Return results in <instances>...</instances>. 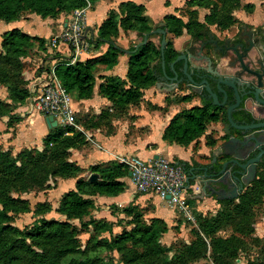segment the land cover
Listing matches in <instances>:
<instances>
[{"label":"trees","instance_id":"1","mask_svg":"<svg viewBox=\"0 0 264 264\" xmlns=\"http://www.w3.org/2000/svg\"><path fill=\"white\" fill-rule=\"evenodd\" d=\"M98 1L0 0V19L13 21L26 13H36L43 18H58L64 13L69 17L74 9L88 3L92 7ZM219 1L185 0L178 7L180 14L166 13L163 22L157 26L146 13L144 3L122 0L116 8H111L92 39L94 50L106 43L107 49L74 63L65 58L55 68L73 100L92 97L100 77L98 93L111 102L96 114L76 112V122L86 129L108 125L112 130V120L127 114L131 105L141 101L144 90L164 75L161 42L152 39L156 32L151 30L166 28L177 37L184 32L198 34L215 22L223 26L217 18ZM221 1L224 4L231 2ZM184 5L188 8L186 19L182 13ZM199 7L209 8L203 19L196 14ZM224 23H227L226 18ZM121 30L136 31L140 40L149 33L148 39L138 48L136 43L128 47V68L124 77L103 74L102 71L116 65L120 54L125 52L116 40ZM159 35L162 39V33ZM47 40L17 26L1 33L0 83L6 86L8 94L6 98L0 97V118L7 117L8 126L22 119L16 109L31 94L28 81L22 74L25 65L22 58L35 50H47ZM173 40L169 37L164 47L165 69L169 74H173L172 62L176 69L182 66V61H175L180 51ZM195 95L196 92L168 94L164 107L150 105L152 108H167L173 102L187 101ZM234 118L240 120L239 112H234ZM218 120L229 124L227 107L215 104L203 95L201 105L184 107L171 117L162 137L169 143L187 145L198 139L211 121ZM218 139L207 134L206 143L215 145ZM42 142V148L25 146L14 151L15 154L0 146V264H116L115 252L118 253L117 261L123 264H236L247 246L246 236H251L257 244L261 242L253 234L254 206L264 188V163L259 165L257 177L238 197L218 200L220 206L216 212L194 210L198 228L190 230L189 241L165 244L162 237L170 229L167 221L160 216L146 217L144 208L137 203L122 206L111 203L109 208L111 214L118 216L116 220L94 214L99 208L95 196L118 195L128 187L124 177L129 171L123 163L111 160L85 167L72 160L71 149L88 142L85 132L74 126L58 123L43 136ZM178 161L186 171L189 169L187 161ZM86 170L89 175L98 174V178L89 180V175L83 174ZM59 177L75 178V186L63 192L55 208L48 200L37 202L33 209L36 218L31 225H16V214L31 211L29 199L19 192L54 188ZM188 202L191 203L190 197ZM53 209L64 218L47 217L46 213ZM115 226H121L120 231H115ZM81 232L89 234L84 243ZM248 264H264V260L256 258Z\"/></svg>","mask_w":264,"mask_h":264},{"label":"crops","instance_id":"2","mask_svg":"<svg viewBox=\"0 0 264 264\" xmlns=\"http://www.w3.org/2000/svg\"><path fill=\"white\" fill-rule=\"evenodd\" d=\"M122 0H100L92 7H90L86 12V23L87 27L93 30V34L97 33V28L103 21V19L107 16L108 11L111 8H116L119 2ZM140 3H144L142 0H135ZM146 5V3H144ZM146 6V13H147ZM166 13H177L176 5L172 7L171 10H167ZM149 15V14H148ZM163 15V17H164ZM159 16V15H158ZM157 16V17H158ZM156 17V18H157ZM68 18L67 15L62 13L58 18L46 17L43 18L39 14L36 13H26L22 15L18 20L14 22V24L18 25L22 30L33 34L40 35L46 38L54 34L61 33L65 21ZM155 18V19H156ZM201 19V18H200ZM43 24H51L48 27V33H37L36 25H39L42 28ZM94 24V25H93ZM47 27V25H46ZM47 34V35H46ZM181 36V35H180ZM134 37H137L136 31H128L125 32L123 30L120 31L118 36V44L121 45L124 49H128V46L133 40ZM1 40V36H0ZM182 40V42L180 41ZM183 43V38L179 40L174 39L175 47L180 51ZM108 44H103L96 50H92L91 55L99 54L107 49ZM95 51V53H94ZM50 52V51H49ZM86 57L90 56L85 54ZM128 52H124L120 54L118 63L113 67L103 70V74H118L124 77L127 73L128 68ZM30 60V58H29ZM46 62L49 64L53 63V55L49 54L46 57ZM48 64V65H49ZM37 67L25 70L27 72V78L31 79L38 74ZM96 83L94 87V93L90 98H84L80 100H74L73 105L77 112L81 113H99L102 107L110 106L111 102L104 96L98 93V86L100 81ZM156 86V83L154 84ZM144 97L152 100L154 104H158L161 107L166 105L165 97L169 92H157V89L149 88L145 89ZM189 92H173L171 95H182ZM8 94V92H7ZM160 98L158 102H155L154 98ZM202 101H197V92L196 95L193 96L190 100L187 101H177L168 105L167 108H152V110L145 108L147 119L142 124L149 125L148 129L145 128L143 132H140V135H135L129 132L128 122L126 120L121 119V117L114 118L112 120L113 129L109 130L108 125H101L99 127H91L85 128L82 124H80L83 128L82 131L87 135L88 142L79 148L71 149V159L77 161L82 166H88L89 164L96 162H104L115 160L118 162L119 156L123 154H139L144 158L151 157H160L169 160L178 161L179 159L187 161L190 164L189 169L194 170V165H196V170H203L202 166L209 164L214 155L218 152L217 147L223 142L224 130L227 128L226 123L221 120L216 121V123L210 122L206 131L196 140L192 141L187 145H182L179 143H168L162 138V133L164 128L168 124L171 117L180 109L184 107H190L193 105H201ZM21 108L20 106L16 109ZM46 115L42 113H37L35 115L32 125L38 128H30L29 131L26 130L22 133L19 132L17 128V137H15L13 142L20 143L25 140H33L36 136L43 138V136L49 131L50 127L48 126L46 120ZM21 122V121H20ZM16 123L19 126L21 123ZM37 125V126H36ZM3 126V128H2ZM17 126H8L7 125V117L0 118V137H8L11 133H13L14 129ZM16 130V131H17ZM141 130V129H140ZM158 134L160 136L159 139H153L150 137V134ZM207 134H212L214 137L219 138L215 145H209L206 143ZM90 141V142H89ZM40 147V144H37ZM18 147V146H16ZM63 179L68 178H60L59 183ZM126 182L128 183V187L125 191L121 192L118 195H97L95 196L97 203H117L119 205H125L129 202L137 203L140 207L144 208L146 217L160 216L164 218L170 229L166 232L163 238L173 237L175 233H179V235H183L187 233L184 220L181 219L180 214L176 210V208L170 204L166 199H163L159 195L155 193H145L137 190L135 184L133 183L130 174L124 177ZM74 186H75V178H74ZM73 186V187H74ZM55 188V187H54ZM72 188V187H70ZM68 188V189H70ZM67 189V190H68ZM189 196L194 201L195 209L198 211H202L206 213L208 211L216 212L219 208V199H205L203 198L205 191L201 189L200 186L196 184H190L189 188ZM63 194V193H62ZM61 194V195H62ZM61 197V196H60ZM60 199V198H59ZM59 203V201H58ZM55 205V207L58 205ZM54 207V208H55ZM109 208V206H108ZM50 212L58 213V216H48V217H56V218H64L62 214L55 211L53 209ZM49 213V212H48ZM47 214V213H46ZM47 216V215H46ZM180 222V223H179ZM178 226L175 228L174 226ZM181 229L182 231H178ZM177 231V232H176Z\"/></svg>","mask_w":264,"mask_h":264},{"label":"water","instance_id":"3","mask_svg":"<svg viewBox=\"0 0 264 264\" xmlns=\"http://www.w3.org/2000/svg\"><path fill=\"white\" fill-rule=\"evenodd\" d=\"M151 32L162 33L164 75H160L162 78L158 77L156 81L157 92H197V101L203 102L201 88L205 84V89L213 99V103L221 106L230 101V92H233L234 100L227 105V118L230 126L239 132L237 134L231 132L229 124H226L227 128L223 136L228 138L217 147L218 152L212 161L202 166L203 170H196V165L194 170L186 171L184 166L181 169H185L187 186L193 183L200 186L205 191L203 196L205 199L238 197L243 187L256 177L258 165L264 162V58L259 59V55L252 54V49L258 47V44L244 43L242 51L239 54L237 51V56L228 65L235 69L232 73H222L213 68L214 60L203 52L202 47H199L196 53L179 54L175 61L183 58L182 68L176 69L172 62L174 76H170L165 69L164 60V47L168 40L167 29L158 27ZM148 34L145 33L143 40L136 43V48L147 41ZM125 51L130 50L125 49ZM225 62L223 59L222 63ZM203 64L216 80V88L206 78L194 82L191 68H195L196 73L202 77L203 74L200 72L202 68H205ZM178 71H182L188 79L187 86L198 85L200 89L193 91L192 88L179 86V81L183 79L178 78ZM163 76L172 82H178L167 84ZM219 92L223 94L222 101H220ZM238 110L242 112L241 122L234 118V112ZM247 118L252 119L251 122H248ZM45 120L50 128L58 124L52 114L47 115ZM211 122L216 123V121ZM97 178L96 173H90L88 177L91 181Z\"/></svg>","mask_w":264,"mask_h":264},{"label":"rangeland","instance_id":"4","mask_svg":"<svg viewBox=\"0 0 264 264\" xmlns=\"http://www.w3.org/2000/svg\"><path fill=\"white\" fill-rule=\"evenodd\" d=\"M142 1H144V3H146L147 10H148L147 13L153 19V22L156 26L160 25L163 22L164 12L167 10H171L174 5H176L177 14H180L178 7L182 6L185 2V0H142ZM187 9L188 8H186V6L184 5L182 13H183V15L186 16V17H184L185 19L187 18V12H186ZM197 10H198L196 13L197 17H199L201 19L204 18L206 12H209V8H205V7H199ZM217 14H218L217 18L221 20L223 26H220V24L215 22V23L208 25V27L210 29L221 31V30H225V29L229 28V29L234 30V29H237V27L240 25V23H243V22H248V23L259 22L260 20H263L264 19V0H231L230 4H224L220 0L219 1V9H218ZM225 18H226L227 23H224ZM15 21L16 20L6 21L3 19H0V36L4 30L18 26L16 24H14ZM46 25H47V27H46ZM49 26H51V24H43L42 28H40L39 25H36V32L39 34L43 33V31L48 33V31H49L48 27ZM159 33L160 32H156L154 35H152V39L156 43L161 42V40H160L161 37H160ZM167 37L176 39V37H174L173 34H171L169 32H167ZM187 37H188V32H184V33H182L181 36H177V40H179L180 38H183L182 47L184 46ZM140 38L141 37L139 35H137V37H134L133 40L135 39V41H132L130 43V45H133V44L139 42ZM116 40L118 42V38H116ZM180 41L182 42V40H180ZM0 50H1V40H0ZM65 52L66 53L63 56H66V57L69 56V54H67V51H65ZM94 53H95V51H94ZM49 54L55 55L56 53H54V52L50 53L48 51V48H47V50H44V51L43 50H35L29 56L22 58V60L25 64L22 74L27 79L28 85L31 82V79L27 78V72H25V70L29 69V66L31 65V68L37 67V70H36L37 73H41L42 69L45 68L43 65L48 66V64H49V62H46V57ZM85 57H86V55H83V58H85ZM29 58H30V60H29ZM55 62H57V60ZM39 66H41V67H39ZM99 78L100 77L97 78V83L100 80ZM149 88H153L156 90L155 85H152ZM149 88H146V89H149ZM144 93H146L145 90H144ZM172 93L173 92H169L168 94L171 95ZM0 97H2V98L7 97V88L5 85H3L1 83H0ZM154 99H155V102H158L160 98L156 97ZM152 102H153L152 100L143 96L139 103L131 105L129 110H128V113L121 117V119L126 120V122H128V128H129L130 133L139 136L140 132H143L145 128L148 129L149 125H145V126L143 125L142 126V124L147 119V115H146L147 113L145 111V108L152 110V106L150 105V103L153 104ZM16 113L21 115L22 119L19 121H15L13 126H17L16 123H18L20 121H21L20 122L21 124L19 126H17L16 129H14L13 133H11L8 137L7 136L6 137H0V146H2L4 149L9 148L14 154H15L14 151H17L20 148L25 147V146H27V147H38L37 144H40V148H42L43 147L42 138L37 137V136L33 140L27 139V140L22 141L20 143L13 142L15 137H17V132H18L17 128L19 129L20 133H22L26 130L29 131L30 128H32V129L38 128V127H35L34 125L31 126L33 124L32 121H33L35 115H37V113L30 114V115H24L25 112H23L22 108H19L18 110H16ZM2 128H3V126H2ZM0 133H1V131H0ZM154 133L155 132L150 134V137L153 139H155V138L159 139L160 136H158V134H154ZM162 135H163V133H162ZM86 138L88 139L87 135H86ZM162 139H163V137L160 138V140H162ZM88 140H91V139H88ZM16 146H18V147H16ZM143 157H144V155H143ZM83 174L88 176L89 171L86 170ZM59 180H60V177L57 178V183H56L57 186L55 188H50L48 190L35 188V189L29 190L26 192H19V194L22 197L29 199L31 211L16 214L15 218H14V222L16 225H18L20 227L31 225L33 223L34 219L36 218V214L33 213V209H34L37 202L43 201V200H48L52 203L53 207H55V205L59 201L61 194L63 192H65L68 188L74 186V178L63 179L58 185ZM52 185H54V181H53ZM13 194L17 195L18 193L13 192ZM256 202L257 203L254 206L255 232L253 234L258 236L261 239V242L259 244H257L256 242L251 240V236H248V237L246 236L245 238L247 241V246L245 247L243 252L237 258L238 263H236V264H248V262L250 260H253L256 258L257 259L259 258V260H262V259L264 260V188L261 189V193L259 194V197H257ZM97 204H98L99 208L94 211V214L96 216H98V217L105 216V217L112 219V220L117 219L118 216L111 214L110 208H108L109 203H97ZM190 205L193 209V214H194L195 218L197 219V217L194 213L195 205H194V201L192 199H191ZM46 215H47V217L48 216H58V213L49 212ZM121 215H123V214H121ZM180 216H181V219L184 220V225H185L184 228H186L187 233H185L181 236L176 231L177 233H175L173 237L171 236L168 239L162 237V241L165 244H170L174 241H179V240H184L185 242H187L191 239L190 230L192 228H198V225H197V223H195L194 220L185 218L181 214H180ZM177 228H178V226H177ZM120 229H121V226H115V228H114L115 231H120ZM178 231L180 232L182 230L179 229ZM106 234H108V233H106ZM223 234H225V233H223ZM88 235L89 234L86 232L80 233L81 240L83 243H84L85 239L88 237ZM115 258H116V264H123L122 262L117 261L118 253H116V252H115ZM201 261H203V260H201Z\"/></svg>","mask_w":264,"mask_h":264},{"label":"built area","instance_id":"5","mask_svg":"<svg viewBox=\"0 0 264 264\" xmlns=\"http://www.w3.org/2000/svg\"><path fill=\"white\" fill-rule=\"evenodd\" d=\"M90 6L88 3L84 7L74 9L66 19L61 33L48 38V51L56 54L53 55V63L48 66L42 64L45 68L29 83L31 94L20 106L25 112L24 115L52 114L58 123L83 130L76 122L77 110L73 105V97L61 82L55 68L57 63L65 58L69 63H74L84 59L83 55L92 54L94 34L86 23V12ZM65 51L69 56H63ZM119 162L130 172L138 191L159 195L172 204L179 214L194 220L198 225L188 202L190 185L187 186L185 169H181L184 166L182 163L160 157L144 158L138 154H123L119 156Z\"/></svg>","mask_w":264,"mask_h":264},{"label":"flooded vegetation","instance_id":"6","mask_svg":"<svg viewBox=\"0 0 264 264\" xmlns=\"http://www.w3.org/2000/svg\"><path fill=\"white\" fill-rule=\"evenodd\" d=\"M215 40H217V43H215ZM245 42H247L248 44L252 43L254 45L258 44V47L256 46V48L252 49V54L256 53L257 55H259V59L264 58V19L260 20L259 22L240 23L237 29H234V30L227 28L225 30L217 31V30L210 29L208 26H206L198 34L188 33V37L186 38L183 48L180 50V54L189 55V53H196L198 48L202 47L203 52L210 55L212 59L214 60L213 68H216L217 71L222 72V73H232L235 69L230 68L228 65L237 56V51H238V54L239 52L242 51L243 47L245 46L244 45ZM223 59L226 61L225 63H222ZM178 61H182V65H183L184 63L183 58L179 59ZM204 66L205 68H202L200 72L201 74H203L202 77H200L196 73L195 68L193 67L191 68L193 72L194 82L196 83V82L201 81V79L206 78L209 80L210 84L216 88V80L214 79L213 75L207 71L206 65ZM169 75L174 76V72L173 74H169ZM159 77L162 78V76H159ZM164 77L165 76H163V78ZM165 78L164 80L167 82V84H169L170 82L171 83L178 82V81L172 82L171 80H168ZM178 78L183 79L182 81H179L178 83L179 86H186V87L192 88L193 91H195V89L197 90L200 89L198 88V85L187 86L186 84H188V79L186 78V76L184 75L182 71H178ZM201 95L202 96L205 95L206 98L213 101V99L210 97V95L207 93L205 89V84H203L201 88ZM230 95H231L230 101L222 106L227 107V105L234 100L232 91L230 92ZM222 97H223V94L219 92L220 101H222ZM236 112H239V116H240L239 122H241L243 120L242 112H240L239 110ZM247 119H248V122H251L252 120L250 118H247ZM230 129H231V132H234L235 134L239 132V131H236L231 126H230ZM226 138H228V136L224 137V140ZM261 163H264V162H261ZM259 165L257 167V173H258ZM256 177H257V174H256ZM248 184H246L245 186H247ZM245 186L243 187V189L245 188Z\"/></svg>","mask_w":264,"mask_h":264}]
</instances>
